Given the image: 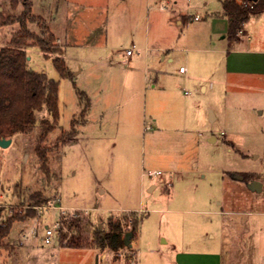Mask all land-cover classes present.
<instances>
[{
	"label": "rangeland",
	"instance_id": "374dc122",
	"mask_svg": "<svg viewBox=\"0 0 264 264\" xmlns=\"http://www.w3.org/2000/svg\"><path fill=\"white\" fill-rule=\"evenodd\" d=\"M145 2L133 21L124 11L126 0H34V13L62 45L71 75L56 67V53L47 57L36 45L25 48L32 69L59 81V126L39 140L43 120L51 119L44 108L32 131L0 146V208L5 216L36 191L49 197L48 204L79 207L41 209L15 221L0 246V264H264V188L253 192L233 177L264 182V111L256 107L264 95L244 78L223 75L226 53L216 49L230 40V15L222 0H171L164 10H148ZM22 10L23 0H0L6 17ZM147 10L168 25H153L150 32L153 40L164 36L165 45L155 52V86L143 57L132 78L121 62L129 45L145 41ZM246 23L252 35L264 34V15ZM28 26L41 33L40 22ZM19 28V22L0 27V46ZM78 89L90 97L88 121L60 142L75 115L82 121ZM38 143L49 149L50 179L41 169ZM150 169L163 173L143 174ZM151 180L157 181L153 192L146 188ZM128 206L141 210L122 209ZM122 215L141 219L131 250L94 248L97 225L107 227L110 217ZM62 217L77 223L45 243V225ZM33 226L37 234L22 242Z\"/></svg>",
	"mask_w": 264,
	"mask_h": 264
},
{
	"label": "trees",
	"instance_id": "16d2710c",
	"mask_svg": "<svg viewBox=\"0 0 264 264\" xmlns=\"http://www.w3.org/2000/svg\"><path fill=\"white\" fill-rule=\"evenodd\" d=\"M224 13L231 18V35L234 39L240 31V25L253 17H259L264 13V0H249L238 2L237 0H222ZM34 0H23V10L16 18L6 17L0 13V27L19 22L20 28L14 31L10 40L0 46V139L11 138L18 133L32 131L37 124L36 112L46 109L51 119L43 120V131L39 140H44L46 135L59 126V81L48 77L44 72H38L29 66L25 48L28 45L38 46L47 57L52 56L56 67L62 75H71L67 70L63 47L56 42L57 38L48 28L42 17L34 13ZM40 22L41 33L32 30L28 24ZM47 35V36H46ZM82 109V121L79 116L72 119L71 129L63 132L58 137L61 141H67L78 133V126L86 122L90 107V97L84 90H77ZM48 148L38 143L36 152L39 155L40 166L47 179L51 177L48 164ZM242 175V174H240ZM244 179L246 180V176ZM19 187V186H17ZM50 202L49 197L41 191L29 195V203L21 199L17 204H12L8 214L2 216L0 208V246L8 237L12 224L15 221L25 220L28 216L36 215L35 206L45 205ZM17 206L21 209L17 210ZM140 218L136 217L132 222L128 215L110 217L108 226L97 225L92 245L100 250L119 251L123 248L131 250L133 244L131 238L137 234ZM61 231L64 227H71L76 221L66 217L61 219ZM131 226L132 236L129 243H125V235L128 232L126 226Z\"/></svg>",
	"mask_w": 264,
	"mask_h": 264
},
{
	"label": "crops",
	"instance_id": "0c3cea01",
	"mask_svg": "<svg viewBox=\"0 0 264 264\" xmlns=\"http://www.w3.org/2000/svg\"><path fill=\"white\" fill-rule=\"evenodd\" d=\"M127 1V6L124 11H126V14L129 19H132L133 21H138V13L140 10V7L143 6L144 0H126ZM146 2V7L147 9H159L157 6L163 2L164 0H145ZM171 3V0H169ZM141 2V3H140ZM156 5H153V4ZM57 10V8H55ZM147 10V17H146V38L145 41L142 43L141 46L137 47L139 48L136 50L133 55H128L127 54V49H129L130 45L126 49V54H125V59H123L121 62H127L128 67L126 68V75L129 78H132L134 75L135 71L139 68V65L142 62V57L145 62V66L151 68L153 70L152 77L150 78V81L152 82V86L156 85V81L160 79L158 77V71L155 66V56L157 51L163 50L165 45H163V39L164 36H161V38L157 37V40L151 39L150 32L151 28L153 25L155 27L157 26L158 28L162 29H168L167 23L161 19L160 16H156V14H153L152 17H149V11ZM164 10V9H163ZM199 15V14H198ZM264 13H262L259 17H263ZM259 17H253L256 19H259ZM154 19L155 23L152 22L151 20ZM195 20H200V18H194ZM231 19V18H230ZM176 23L177 24H183V19L179 18L178 16L175 17ZM248 22V21H247ZM240 31L238 32L237 36L234 39L228 40V42L225 44L223 48L216 49L221 53H226V55L223 57V75L228 76V77H237V78H244L247 81V85L249 88L252 90L258 89V91H254L255 93H263L264 95V34H255L252 35L250 33V30L247 27V23L244 22L240 25ZM136 27L133 29V33H135ZM188 34V33H187ZM184 37H186V41L188 42L189 39V34ZM204 37V36H203ZM202 37V38H203ZM201 38V39H202ZM60 41V38H58ZM133 45H136L135 42L132 43ZM107 47V46H105ZM132 47V46H131ZM146 47L148 49H146ZM209 50V48H206ZM137 53V54H136ZM112 56V55H111ZM108 61L114 65V59L112 57H104ZM162 58H165V55H162ZM102 60V59H101ZM100 60V61H101ZM168 60L172 61L173 56H169ZM183 65L180 66V68ZM186 68V67H185ZM180 72H183L180 70ZM164 86V85H162ZM201 87L203 89H207L206 84H201ZM175 92V87L173 89V94ZM256 107L261 111V113L264 111V96H263V103H260L259 105H256ZM213 114V119L212 121L217 120V114L215 112H212ZM88 121V118L86 119V122ZM85 122V123H86ZM149 125H151V128L153 126L154 119L151 117L149 120ZM84 123V124H85ZM212 138H217L216 136H213ZM155 171H161V173H153L152 175L149 174V172H155ZM163 171L160 169H153L149 170L148 172L143 174H146L150 177L153 175H162ZM239 174V173H235ZM234 174V175H235ZM240 175V174H239ZM234 177V176H233ZM235 178V177H234ZM237 179V178H235ZM240 180V179H238ZM243 182H245L246 186L248 187L249 190L253 192H261L264 188V182L260 181L258 179H254L257 181L261 182V189L260 190H253L250 186L249 183L253 182L254 180L251 181H245V179H242ZM240 180V181H242ZM157 187V181L151 180L150 182L147 183L146 188L149 192H153ZM102 192H105V188L100 187L99 188ZM67 207H79V205H64ZM122 209H127L128 211H136L139 212L141 209L140 207H125ZM140 209V210H136ZM163 241L167 242V239L165 237H162Z\"/></svg>",
	"mask_w": 264,
	"mask_h": 264
},
{
	"label": "built area",
	"instance_id": "2783aa9c",
	"mask_svg": "<svg viewBox=\"0 0 264 264\" xmlns=\"http://www.w3.org/2000/svg\"><path fill=\"white\" fill-rule=\"evenodd\" d=\"M169 4H170V1L169 0H164L157 7L160 8V9H166ZM196 18L197 19L200 18V15H196ZM138 49L139 48L136 45H132V47H130L129 49H127V54L128 55H131V54L133 55V53L136 50H138ZM146 49H148V48L146 47ZM185 69L186 68L184 66H182L180 68L181 71H185ZM148 128H151V125H148L147 126V129ZM153 173H161V171H158V172L157 171H155V172H149V174H151V175ZM35 208L37 210H40V211H41V209H45V210H49V211L50 210H53V209H59V210H61V213H65L66 210L71 209V207H67V206H64V205L62 206V204L57 205L54 201H51L50 204L35 206ZM73 209H77V208H73ZM76 214L77 213H73V215H75V216H76ZM61 222L62 221L60 219V221H56L54 224H46L45 225V232H44V236H43L45 243H51L52 240H53V238L55 236H58V238L61 236ZM37 232H38V230H37L36 227H34V226L31 227L29 229V231H26V232L23 233V240H22V242L25 241V240H27L29 238V235L30 234H37Z\"/></svg>",
	"mask_w": 264,
	"mask_h": 264
},
{
	"label": "water",
	"instance_id": "95a60500",
	"mask_svg": "<svg viewBox=\"0 0 264 264\" xmlns=\"http://www.w3.org/2000/svg\"><path fill=\"white\" fill-rule=\"evenodd\" d=\"M254 1H257V0H254ZM12 137L11 138H1L0 139V146L2 147H7L11 141H12ZM235 178L237 179H244V176L242 175H239V174H235L234 175ZM249 186L253 189V190H260L261 189V182L260 181H257V180H254L253 182L249 183ZM132 236V232H127L126 235H125V243L128 245L130 244L129 241H130V238ZM98 258V256H97Z\"/></svg>",
	"mask_w": 264,
	"mask_h": 264
}]
</instances>
